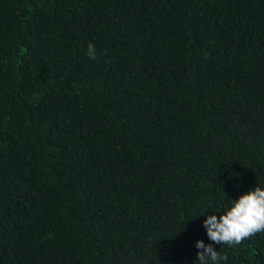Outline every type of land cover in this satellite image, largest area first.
Returning <instances> with one entry per match:
<instances>
[{"label": "trees", "instance_id": "1", "mask_svg": "<svg viewBox=\"0 0 264 264\" xmlns=\"http://www.w3.org/2000/svg\"><path fill=\"white\" fill-rule=\"evenodd\" d=\"M254 185L264 0H0V264H264L203 224Z\"/></svg>", "mask_w": 264, "mask_h": 264}, {"label": "clouds", "instance_id": "2", "mask_svg": "<svg viewBox=\"0 0 264 264\" xmlns=\"http://www.w3.org/2000/svg\"><path fill=\"white\" fill-rule=\"evenodd\" d=\"M87 55L89 59L97 58L93 43L88 44ZM203 224L210 241L231 246L264 231V187L254 185L238 199H231L219 218L215 214L208 215ZM196 247L199 264H220L221 259L226 260L211 243L198 240Z\"/></svg>", "mask_w": 264, "mask_h": 264}]
</instances>
